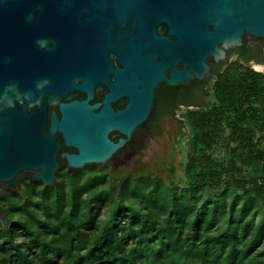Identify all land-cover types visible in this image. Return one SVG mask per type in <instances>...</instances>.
I'll return each mask as SVG.
<instances>
[{
	"label": "trees",
	"instance_id": "16d2710c",
	"mask_svg": "<svg viewBox=\"0 0 264 264\" xmlns=\"http://www.w3.org/2000/svg\"><path fill=\"white\" fill-rule=\"evenodd\" d=\"M208 93L182 113L181 180L77 175L15 192L0 264H264V72L230 66Z\"/></svg>",
	"mask_w": 264,
	"mask_h": 264
},
{
	"label": "water",
	"instance_id": "95a60500",
	"mask_svg": "<svg viewBox=\"0 0 264 264\" xmlns=\"http://www.w3.org/2000/svg\"><path fill=\"white\" fill-rule=\"evenodd\" d=\"M246 34L264 38V0H0V122L27 99L59 103L62 131L79 149L70 164L105 162L125 142L109 140L111 129L130 137L147 127L162 85L204 80L210 59ZM102 86L126 94V108L67 102Z\"/></svg>",
	"mask_w": 264,
	"mask_h": 264
},
{
	"label": "flooded vegetation",
	"instance_id": "af4514ba",
	"mask_svg": "<svg viewBox=\"0 0 264 264\" xmlns=\"http://www.w3.org/2000/svg\"><path fill=\"white\" fill-rule=\"evenodd\" d=\"M211 74L204 80H192L187 86L172 87L162 85L157 92L155 117L167 116L183 107L199 108L210 104L209 91L217 79L230 66H245L254 69L264 68V38L246 34L240 45L226 49L225 57L216 61L210 59ZM87 101L89 107L97 105L93 113L107 109L116 113L129 104L124 93L112 92L108 87L97 88L91 97L78 94L70 101ZM18 113H11L10 120L0 129V217L8 226V212L11 211L14 193L26 195L31 187H70L77 175L112 177L124 184L138 186L141 182L142 128L127 137L118 129L108 132V139L117 143L125 140L105 162L86 163L81 167L70 164L68 155L78 154L79 149L69 144L61 128L63 117L59 103H49L47 99L30 104ZM162 114L156 116V112ZM13 112V111H12ZM8 114V112H7ZM6 113L0 112V118ZM1 125H3L0 122ZM14 171H17L14 174ZM53 173V181L48 184L41 174Z\"/></svg>",
	"mask_w": 264,
	"mask_h": 264
},
{
	"label": "rangeland",
	"instance_id": "374dc122",
	"mask_svg": "<svg viewBox=\"0 0 264 264\" xmlns=\"http://www.w3.org/2000/svg\"><path fill=\"white\" fill-rule=\"evenodd\" d=\"M255 70L264 72L263 67ZM189 109L183 107L167 116L155 117L150 128H142L141 163L144 176L150 174L167 181L181 180L190 136L182 113Z\"/></svg>",
	"mask_w": 264,
	"mask_h": 264
}]
</instances>
